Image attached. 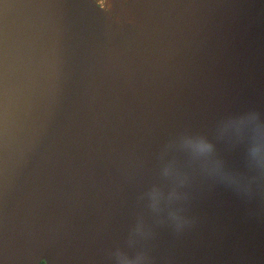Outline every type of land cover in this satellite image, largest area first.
Listing matches in <instances>:
<instances>
[{
    "label": "water",
    "instance_id": "95a60500",
    "mask_svg": "<svg viewBox=\"0 0 264 264\" xmlns=\"http://www.w3.org/2000/svg\"><path fill=\"white\" fill-rule=\"evenodd\" d=\"M42 262L264 264V0H0V264Z\"/></svg>",
    "mask_w": 264,
    "mask_h": 264
},
{
    "label": "flooded vegetation",
    "instance_id": "af4514ba",
    "mask_svg": "<svg viewBox=\"0 0 264 264\" xmlns=\"http://www.w3.org/2000/svg\"><path fill=\"white\" fill-rule=\"evenodd\" d=\"M41 264H46L45 262H42Z\"/></svg>",
    "mask_w": 264,
    "mask_h": 264
},
{
    "label": "snow or ice",
    "instance_id": "6c2138e0",
    "mask_svg": "<svg viewBox=\"0 0 264 264\" xmlns=\"http://www.w3.org/2000/svg\"><path fill=\"white\" fill-rule=\"evenodd\" d=\"M249 147H251V145H249Z\"/></svg>",
    "mask_w": 264,
    "mask_h": 264
}]
</instances>
